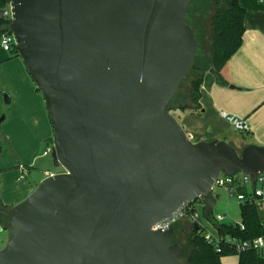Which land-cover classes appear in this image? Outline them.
<instances>
[{"label":"water","instance_id":"95a60500","mask_svg":"<svg viewBox=\"0 0 264 264\" xmlns=\"http://www.w3.org/2000/svg\"><path fill=\"white\" fill-rule=\"evenodd\" d=\"M190 3L8 0L7 30L44 100L61 171L0 206V264H182L173 229L152 227L195 202L210 218L220 174L255 185L264 146L192 142L167 111L194 68Z\"/></svg>","mask_w":264,"mask_h":264},{"label":"crops","instance_id":"0c3cea01","mask_svg":"<svg viewBox=\"0 0 264 264\" xmlns=\"http://www.w3.org/2000/svg\"><path fill=\"white\" fill-rule=\"evenodd\" d=\"M238 4L245 10L244 31L240 47L220 71L225 84H218L212 72H206L200 86V110L172 113L192 142L212 139L229 142L226 134L231 125L221 116L223 112L229 116L242 118L248 127L247 131L239 133L242 136L241 141H232L229 144L235 148H243L248 144L264 146V0H238ZM1 90L8 93L6 95L8 102L4 96V102L8 104L5 111L0 97V112H5L7 121L2 128L7 145L15 151L17 148L27 150L25 159L32 165L40 156L37 157L36 154L39 144L45 138L50 139L52 134L48 113L19 56L2 49H0ZM0 162H3L1 158ZM12 164L11 161L2 167H10ZM36 170L44 177L39 178L34 187L43 178L53 174L43 170V167H36ZM17 174V171H13L0 176V206L12 207L34 189L28 187L22 193L18 186L21 182L14 181ZM260 186L261 188H258L256 184V188L262 190L263 196L259 197V200L256 198L255 205L263 223L264 182L260 183ZM210 226L213 228L211 224ZM204 229L209 231L205 227ZM209 232L214 233V228ZM221 262L237 264L238 258L223 257Z\"/></svg>","mask_w":264,"mask_h":264},{"label":"trees","instance_id":"16d2710c","mask_svg":"<svg viewBox=\"0 0 264 264\" xmlns=\"http://www.w3.org/2000/svg\"><path fill=\"white\" fill-rule=\"evenodd\" d=\"M7 4L8 0H0V10L5 9ZM205 11L201 13V23L197 24L196 27L193 26L196 31L197 43L194 68L182 80L171 101L184 85H187L188 88L185 96L177 100L178 104L174 110L172 112L167 110L171 115L174 111L184 113L200 110V86L204 74L211 70L217 83L224 85L225 81L220 71L241 44L245 10L238 4V0H221L214 8L210 18L211 33L208 37L209 51L207 52L204 51L201 45L207 36V28L204 27L205 20L203 17ZM9 23V19L0 17V34L8 31ZM188 24L190 23L188 22ZM10 53L18 56L15 47ZM47 142L51 143L52 140L48 139ZM237 192L246 193V189L238 188ZM255 202V200H246L243 204H240V218L235 223H218L215 222L213 214L208 219L203 213L202 215L210 222L219 236L229 235L238 241H248L260 237L264 241V228ZM3 220H6V218L0 215V225L5 227L3 226ZM178 224L179 222L172 226L173 231H175ZM189 227L191 232L185 236L184 243L179 242L175 232L170 240V243H176L180 246L182 250L180 261L184 259L185 264H222L221 259L229 256H237V264H264V256L257 249H248L238 253L233 246L219 243L220 251H217L215 245L206 240L203 226L199 225L198 229H195L193 225L189 224Z\"/></svg>","mask_w":264,"mask_h":264},{"label":"rangeland","instance_id":"374dc122","mask_svg":"<svg viewBox=\"0 0 264 264\" xmlns=\"http://www.w3.org/2000/svg\"><path fill=\"white\" fill-rule=\"evenodd\" d=\"M213 11H214V7L210 8V9H206L205 14L203 15L204 20H205L204 27L206 26V28H207V36H206V40L201 45L203 46L204 51H206V52L209 51L208 37L210 36V33H211L209 25H210V18H211ZM199 47H200V44H199ZM187 88H188L187 85H184L181 89L178 90L177 96L174 97V99L171 101V103L167 107L168 111L172 112L174 110V108L178 104L177 100H179V98H182L185 96ZM4 95H8V93L5 92L4 90H1L0 91V97H1L2 104H4V105H2L4 107L3 111H5V109L7 108V105H8V104H5V102H4ZM38 95L41 96V94L39 92H38ZM43 102H44V100H43ZM44 106H45V104H44ZM174 112H176V111H174ZM2 116L4 117V120L0 123V158L3 160V162H0V169H2V170H0V176L4 175V174H9V172L17 171L18 174H17L16 178L14 179V181H15V183H16V181L21 182L18 186H20L22 193H24L28 187H31V188L34 187L39 178L44 177L43 175H40L39 172H37L36 167H39V168L43 167V170H47V171L52 172V173H57V172L61 171L60 168L54 167L53 162H52V158H51V153L44 155L46 148L52 147V142L47 143L48 139H46V138L44 140H42L41 143L39 144L38 149L36 151V154H37V157H38V155H40V156L36 160H34L32 165H30L29 163L26 162L27 160L25 159V157L27 155V150L17 148L15 151L14 149L10 148L7 145L5 135L2 131L3 126L7 122V121H5V112H0V118ZM48 118H49V116H48ZM49 123H50V120H49ZM50 128L52 130L51 124H50ZM52 136H53V132L50 136V139H52ZM226 137H228L227 141H229V142H232V141H238L239 142L242 140V136H240V134L238 132H236L232 126L228 127ZM237 149L241 150L242 148H237ZM11 161L13 162L12 166L6 167V168L2 167L5 165H8ZM257 187L261 188L259 182L257 183ZM35 188L36 187H34V189ZM215 191L219 192L221 194V197H220V200L217 202L216 206L214 207V209L212 211L213 216L214 217L217 215L223 216L224 217V219L222 220L223 223H229L231 221H238L240 218V204L238 202H236L235 198H227L225 192L221 188H215ZM246 191L250 192L251 187L248 186L246 188ZM259 199L260 198H258V200ZM199 223L203 227H205L207 230L213 231V228L208 223V220H206L202 214L200 216ZM3 226L7 227V221L6 220H3ZM174 232L178 236L179 242L184 243L185 242V236L190 234L191 228L189 227V224L186 221H181V222H179L178 226L175 228ZM6 239H7V231L3 229L0 231V249L4 246ZM261 251H262V254L264 256V247L262 248ZM229 257H236V256H229ZM181 262H182V264H185L184 259H181Z\"/></svg>","mask_w":264,"mask_h":264},{"label":"built area","instance_id":"2783aa9c","mask_svg":"<svg viewBox=\"0 0 264 264\" xmlns=\"http://www.w3.org/2000/svg\"><path fill=\"white\" fill-rule=\"evenodd\" d=\"M10 7L9 4H7V7L3 10H0V17L7 18L10 20ZM14 39L11 33L8 31L0 34V49L10 52L14 48ZM221 116L226 119L229 124L233 127V129L238 132L242 133L247 131V125L245 121L242 118H238L235 116H229L226 113H221ZM52 147H47L44 155L51 153ZM263 183L264 182V171L259 175V177L256 179L255 185H253V181L243 175V174H236L233 176H225L223 174H220L217 179L214 181L212 185V190L215 188H221L227 198H235L236 202L239 204H243L246 200H256V198L262 197L263 192L261 189L256 188L257 183ZM248 186L251 187V191L246 193H238V188H247ZM199 206V207H198ZM203 213L202 205L199 202H195L182 210H180L176 215H174L172 218L160 221L156 223L152 230H167L172 228L174 224L181 221H186L188 224L193 225L194 223H199V219L201 214ZM224 219L223 216L217 215L214 217L215 222L223 223L222 220ZM232 223H235L236 221H231ZM202 226V225H201ZM262 226L264 228V222L262 223ZM242 228V227H241ZM214 233L205 231L204 236L206 240L209 243H212L215 245L216 250H219V243H225L233 246L236 251L239 253L241 251H245L248 249H257L258 251L262 250L264 247V241L262 238L258 237L253 240L248 241H238L236 238H233L229 235H222L219 236L214 229Z\"/></svg>","mask_w":264,"mask_h":264},{"label":"flooded vegetation","instance_id":"af4514ba","mask_svg":"<svg viewBox=\"0 0 264 264\" xmlns=\"http://www.w3.org/2000/svg\"><path fill=\"white\" fill-rule=\"evenodd\" d=\"M220 1L221 0H191V3L188 6L185 14V23H190L188 25L192 28L195 35V39L196 31L194 30L193 26L196 27L197 24L201 23V13L204 12L206 9H210L212 7L215 8L217 3Z\"/></svg>","mask_w":264,"mask_h":264}]
</instances>
